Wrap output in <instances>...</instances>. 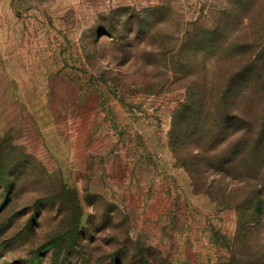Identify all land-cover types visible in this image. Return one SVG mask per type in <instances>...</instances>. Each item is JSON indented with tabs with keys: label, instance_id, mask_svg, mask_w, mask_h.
Here are the masks:
<instances>
[{
	"label": "rangeland",
	"instance_id": "rangeland-1",
	"mask_svg": "<svg viewBox=\"0 0 264 264\" xmlns=\"http://www.w3.org/2000/svg\"><path fill=\"white\" fill-rule=\"evenodd\" d=\"M262 17L264 0H0V264H264L262 80L249 127L212 142L179 113L193 83L250 70Z\"/></svg>",
	"mask_w": 264,
	"mask_h": 264
},
{
	"label": "trees",
	"instance_id": "trees-1",
	"mask_svg": "<svg viewBox=\"0 0 264 264\" xmlns=\"http://www.w3.org/2000/svg\"><path fill=\"white\" fill-rule=\"evenodd\" d=\"M255 6L256 3L252 4L251 9ZM253 18L251 17L250 20L252 21ZM237 20L242 21L241 18H236ZM251 45L256 47V42H253ZM259 50L256 55L250 57V60H246L250 66L249 71H244L243 69L229 77H221L220 74L215 76L213 74L209 79V84L204 82L202 84H199V82L198 84L193 83V86L187 89V97L185 103L180 107L179 113L187 117L188 124L193 129H201L202 127L210 130L211 137L210 141L207 142L218 139L223 136L224 132L243 121H246L245 126L249 127L250 122L244 118L243 112L249 110L254 100V95L250 88H253L255 83L259 84L261 80L262 85H264V76L260 79L258 75L255 79L251 77L247 80L248 76L255 73L256 69L261 71L259 65L264 62V43L259 47ZM228 53L227 47H221L215 57L216 65H223ZM243 89V98L247 102L246 105H241V101L237 99V96L243 92ZM246 128L244 127L240 130L241 140L243 141L238 142L241 144L246 143L244 139L249 133ZM232 152L230 151L231 155ZM239 153L237 152L236 154ZM230 164L232 163L228 160V165L230 166Z\"/></svg>",
	"mask_w": 264,
	"mask_h": 264
}]
</instances>
